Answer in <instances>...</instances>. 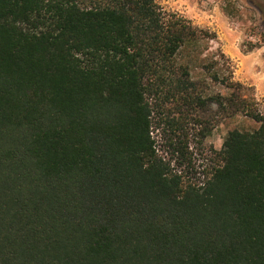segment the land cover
Here are the masks:
<instances>
[{"label": "trees", "instance_id": "trees-1", "mask_svg": "<svg viewBox=\"0 0 264 264\" xmlns=\"http://www.w3.org/2000/svg\"><path fill=\"white\" fill-rule=\"evenodd\" d=\"M199 32L158 0H0V264H264V109L192 77ZM152 100L188 168L220 117L258 126L201 180Z\"/></svg>", "mask_w": 264, "mask_h": 264}, {"label": "rangeland", "instance_id": "rangeland-1", "mask_svg": "<svg viewBox=\"0 0 264 264\" xmlns=\"http://www.w3.org/2000/svg\"><path fill=\"white\" fill-rule=\"evenodd\" d=\"M166 13H177L199 28L200 38L186 46L180 61L191 67L192 77L205 81L209 93H228L229 83L240 81L259 107L264 109V0H158ZM218 73L220 79L213 75ZM153 101L154 125L152 134L159 152L179 170L195 178L204 179L203 170L213 162L229 130L240 127L252 129L258 123L243 114L221 118L211 134L200 145L191 142L192 165L182 161L167 144L168 132L156 100ZM216 108V105H214ZM214 122V121H213ZM215 123V122H214Z\"/></svg>", "mask_w": 264, "mask_h": 264}]
</instances>
